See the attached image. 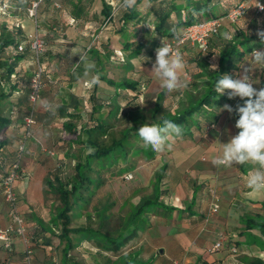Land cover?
<instances>
[{
  "label": "crops",
  "instance_id": "obj_1",
  "mask_svg": "<svg viewBox=\"0 0 264 264\" xmlns=\"http://www.w3.org/2000/svg\"><path fill=\"white\" fill-rule=\"evenodd\" d=\"M143 3L150 4L148 0H144ZM17 16L18 21L28 24V30L25 28L27 35L35 31V25L34 27L30 25L34 22L26 14L19 12ZM75 21L74 18H71L70 24L73 25ZM108 29L109 31L100 41L97 40L98 36L96 37V45L93 48L88 45L91 38L87 31H83L77 39H69L64 35H59L61 39L58 41L48 38V52L43 56L45 67L52 78L63 79L64 82H59L58 85H49L44 90L39 103L40 113L45 112L44 105L52 104L55 109L52 112L54 116L61 119L63 126L71 123V118L59 116V108L63 103L70 102L71 95H76L84 107L90 96L89 81L92 75H96L98 72L115 81L148 80L146 95L148 94L156 101L157 97L164 92L165 100L169 99L166 96L167 90L160 88L161 81L152 72L153 67L142 65V61L146 59L143 57L144 53L142 52L138 58L132 59L133 45L123 50L125 59L123 63L110 62L111 55L115 51L121 50L122 43L126 44L132 40L127 38L130 31L128 29L124 37L116 35V31H112V26ZM41 32L42 34L46 33L42 29ZM156 49H158L157 46ZM154 50L151 49L148 53L149 55L153 54L156 61ZM257 50H264V46ZM77 53L83 55L86 61L82 62L79 70L75 71L80 63V56ZM251 55L244 59L236 78L243 74L244 67L249 66L247 64ZM72 56L78 57L76 63L72 61ZM182 57L186 68L181 73V79L185 78L189 82L191 79L195 80L192 85L195 82H202L204 80L202 65L205 60L198 59L195 48L189 45L184 49ZM31 59L33 58L30 54L18 68L29 67ZM87 61L94 62L95 69L86 76L84 63ZM251 75L255 82V88L257 90L264 88V69H253ZM190 88L194 90L193 86ZM97 91L102 98H108L116 93L114 87L102 81L98 84ZM124 93L129 96L133 95L131 91ZM194 93L196 92L194 91ZM181 96V93H177L175 101L180 103ZM121 105L123 113L128 110L127 101ZM227 105L233 107L235 104L232 101ZM164 107L167 109L165 101ZM71 112L70 109L69 113ZM219 113L216 124L211 126L201 124L199 128L193 129L191 137L171 139L168 142L171 145L170 149L163 152L156 151L157 158L155 160L159 162L157 173L164 163L169 165L168 176L164 183V189L168 190V195L163 197V201L174 207L175 210L172 212L159 208L153 210L150 214L148 227L117 253L110 250L104 251L95 244L90 247L79 244L72 254L79 264H122L124 256L131 258L139 256L134 264H238L237 258L241 255L246 259H258L264 263V231L258 228L250 229L247 226L250 219L264 221V192H252L246 184L247 177L258 168V165L251 162L243 165L233 164L232 166L213 164V160L222 154L221 144L228 143L239 131L235 127L238 118L234 115V111L230 113L227 110H219ZM52 125L58 126L54 122ZM49 127L51 128V125ZM13 135L9 130L5 136ZM67 138L65 133L63 139ZM54 140L52 136L51 144H55ZM32 143L38 144L33 140L29 145ZM64 150V147L61 148L63 154ZM30 162H33L38 174L33 178L27 177L19 180L17 192L21 198L20 204L26 199L28 203L40 207L44 205L45 201L44 181L46 176L41 170L40 159L27 157L24 161L25 167ZM138 170L144 176L150 174L149 171ZM152 186L153 194L154 183ZM213 192L220 203V210L217 214L210 212ZM30 212L32 214L31 225L35 226L34 221L37 219L46 222V219L38 216L36 210ZM8 218V206L5 202L0 201V227L9 224ZM47 231L52 234L49 229ZM221 235L225 236L224 246L215 251L214 245L221 239ZM14 244L16 252L9 254L1 249L0 243V264H27L23 257L22 239L15 237ZM112 246L109 244V248ZM235 248L237 252L239 251L236 252L237 254L233 253ZM62 249L63 245L59 240L53 241L51 246H38L35 250L33 264H62ZM86 253L91 255V258Z\"/></svg>",
  "mask_w": 264,
  "mask_h": 264
},
{
  "label": "trees",
  "instance_id": "obj_2",
  "mask_svg": "<svg viewBox=\"0 0 264 264\" xmlns=\"http://www.w3.org/2000/svg\"><path fill=\"white\" fill-rule=\"evenodd\" d=\"M3 1L8 3L11 13L18 10L21 14H26L28 17V8L33 2L38 0ZM100 1L102 4L101 14L104 16L106 22L96 29L98 41L109 31L108 28L112 26L113 19V9L108 5L106 0ZM142 1L143 0H137L135 4L130 7L128 12L123 15L122 25L115 34L124 37L130 23H144V25L150 28L149 30H151V32H155L158 35L156 46L159 48L162 46V41L165 42L166 40L177 37L186 26L203 22L210 18L224 17L243 0H148L150 2V12L144 17H142L136 9ZM48 5H51V7L55 9L59 4L54 0H45L42 2L38 10V18L42 10ZM82 13V8L74 5L73 18L75 20H80L82 18ZM259 31H264V13H257L253 7L250 8L246 15L237 23L226 21L220 31L210 39L207 51L201 52L198 50L199 53L205 57V63L202 65V70L204 72V80L202 82L208 84L209 87L203 91L199 97L189 99L185 107L174 113L165 109V93L162 92L157 97L153 110L150 113L151 124H162L164 119H168L182 127V138L191 137L193 129L199 128L201 124H208L209 126L216 124L220 114L219 110L222 109L224 105L232 102L233 99L228 98V92L230 90H225L224 95L219 96L215 91V84L217 80L225 74L235 79L244 59L252 54L254 50L264 46V42H262L257 35ZM225 34H228L231 39H225ZM42 37L48 46V38L45 34H42ZM134 40L126 44L122 43L121 50L115 51L111 55L110 62L123 63L125 61L123 50L125 48H130L132 45V59L138 58L144 49V44L139 43L138 47H136L137 43ZM22 44L25 45V50L20 52L19 46ZM187 46L188 44L183 47L182 53ZM47 52L48 49L45 54ZM30 54L33 58L30 61L31 65L26 68H18ZM43 56L41 57V64L44 67L43 81L45 87L42 91L41 100L44 90L49 85H58L59 82H64L63 79L51 77L45 67ZM77 60L78 57L76 56L72 58L74 63H76ZM81 65L82 62L79 63L75 71L79 70ZM105 65H107V62H105ZM212 65L217 66L215 70H212ZM36 69L37 63L35 53L30 49L27 43L25 31L16 24L12 29H8L6 25L3 24L0 31V186L3 178L18 160V149L24 137L26 118L34 114L36 118L34 129L38 126V111H36L35 106L30 101L31 81ZM97 74L99 75L100 81L114 87L116 93L108 98H102L98 95V85L89 86L88 84L90 96L86 100L85 106L90 112L93 123H91L92 125L90 124L84 127V135L86 136V140L82 141L84 145V154L83 156L74 157L77 161L75 174L64 180L62 178V169H57L55 173L47 175L44 181L46 189L57 194L60 203V206L56 208L55 214L49 220L51 227L56 229L57 232L49 234L45 227V221L41 219L35 220L34 222L36 225L29 227L24 217L27 235L32 238L33 253L31 255V264H33L36 248L41 245L51 246L55 240H59L61 245H63L62 264H79L77 259L71 254V252L76 249V244H78L75 243L74 235L81 236L84 241L93 242L92 245L95 244L104 251L110 250L117 253L122 247L139 236V233L148 227L150 214L153 210L156 208L169 212L175 210L174 207H171L163 201V197L168 195V190L164 189V183L167 179L169 169V165L164 163L155 176L153 195L141 199L136 209L131 213V231H121L119 236L113 239L101 231H94L87 227H73L72 214L74 212V206H79L81 202L87 204L88 202L86 201H89L90 198L87 199L86 195L92 193V187L101 188L104 184L102 180L95 179L92 176L96 167L102 169L107 166L106 168H109L107 163L110 161V158L116 157V149L120 147L123 148V142L130 137L133 132H137L138 129L145 124L141 123L140 125L139 123L138 126L126 129L123 131L122 138L118 141H113L109 146L101 143L100 139L107 136L106 134L109 129V125L105 121L109 118L117 119L120 117L123 113V106L121 104H123L124 101H127V108L129 111L144 117L140 103L143 95L141 88L148 85V80L132 79L115 81L107 78V76L102 75L100 72ZM252 81L254 82L253 79ZM125 91H131L133 95H126V93H124ZM243 103V100L236 102L234 109L238 104L242 106ZM82 106L78 97L76 95H71L70 102L63 103L58 110V114H60L59 116L62 118L69 117L74 120L79 119L82 115ZM70 109L72 110L71 113H69ZM52 115H54V113H52ZM52 115L41 113V117ZM234 115L238 118L235 112ZM22 123L24 124L23 131H21ZM64 128L66 130H72L73 123L64 124ZM9 130H11L12 135L13 133L14 135L6 137V132ZM34 136L38 139L35 134ZM73 143L75 142H72V144ZM64 148L67 152L65 150L63 152H65L64 155L67 157L70 152L65 146ZM122 150L125 151L124 148ZM0 201L5 202L3 199H0ZM20 201L21 198L19 195V202ZM20 209L24 216L25 214L21 208V204ZM97 210L98 213L101 211L99 209ZM101 215H103V210ZM143 215H146V218L143 217ZM247 226L250 229L258 228L264 231V221L250 219ZM109 244L113 245L112 248H109ZM1 249L11 254L14 252L15 246L12 251H7L1 244ZM89 253L92 254L91 252ZM138 257L139 256L131 258L130 256H124L122 264H134ZM25 258L26 254L24 252V260ZM248 264L264 263L258 259H250Z\"/></svg>",
  "mask_w": 264,
  "mask_h": 264
},
{
  "label": "rangeland",
  "instance_id": "obj_3",
  "mask_svg": "<svg viewBox=\"0 0 264 264\" xmlns=\"http://www.w3.org/2000/svg\"><path fill=\"white\" fill-rule=\"evenodd\" d=\"M54 1L57 2L60 7L54 9L51 7V5H48L39 14V26L46 32V37L52 38L53 41L60 40L61 38L59 35H64V37L67 36L69 39H77L82 35L83 31H87L89 38H91L88 42V45L91 48L95 47L97 37L96 29L101 27L106 22L104 16L101 14V1ZM106 1L113 9L112 31L115 32L120 29L122 25V17L128 12L130 7H122V0ZM136 1L137 0H135V2ZM143 2L144 0L136 8L142 17L146 16L147 11L150 10V4ZM74 5L80 6L83 13L82 18L80 20L76 19L75 23L71 25V18L74 17ZM19 12L20 11L17 10L16 12L14 11L12 13L7 12L6 15H0V31L3 24L6 25L8 29H11L13 24L18 22L17 15ZM20 22L23 23V25H26V29L28 30V24H24L22 21ZM30 25L34 27V23H30ZM127 29L130 30L128 32L127 38L132 40L137 39L134 40L137 43L136 47H138L139 43L144 44V49L142 52L144 53L143 57L146 59L142 61V65L153 67L155 64V58H153V54L149 55L148 52L151 49H155L154 51L156 52V42L158 41V35L155 32H151V30H149L150 28L144 25V23L137 24L135 22L134 24H130ZM195 51L198 59L202 58L205 60V57L200 54L196 48ZM182 81L186 85L183 89L173 93L166 92V96L169 97V99L166 98L165 100L166 107L167 110L172 113L185 107L188 104L189 99L193 97H199L201 93H203V91L209 87V85L205 82H195V84L192 85V83L195 81L192 79L189 82V80L183 78ZM190 86H193L194 90H191ZM160 88H162L161 83ZM141 89L143 95L141 97L140 103L142 107L141 111L144 117H141L139 114L131 112L128 109L117 119L109 118L106 120L105 122L109 125V129L108 133L106 134L107 136L100 139L103 145L109 146L113 143V141L120 140L122 138L123 131L128 128L138 126L139 123L140 125L141 123L151 124L152 121L150 113L153 110L155 99L153 97H149L148 94L146 95L147 87L144 86ZM194 91L196 93H194ZM177 93L182 94L180 103L175 101ZM240 101L241 99L239 97L233 98V104ZM39 103L35 106L36 111H38V126L34 129V134L38 137L41 144L32 143L29 145L28 153H26L21 160V167L28 178H33L38 174L36 172L35 166H33V162H30V164L25 167L24 161L27 157L36 160L40 159L39 164H42L41 170H43V174L45 176L55 173L57 169H62V178L66 180V178L75 174V166L77 161L74 159V157L81 155L83 156L84 154V145L82 144V141L86 140V136L84 135V127L93 123L90 112L88 108L84 106L81 118L75 120L72 119L71 123H73V125L75 124L74 127L72 130H66L61 119L57 118L56 115H52L53 112L45 107V105L44 113L47 115L51 114L52 116L41 117V113L39 112ZM52 122L58 124V126H53ZM50 125L51 128L49 127ZM23 126L24 124L22 123V129ZM65 133L68 138L64 140L63 136ZM52 136L55 139V144H51ZM30 142L33 141L31 140ZM59 142L61 143L59 144ZM72 142L75 143L72 144ZM65 145L70 152L69 156L67 157L61 151V148H63ZM42 146L48 150L54 151L56 155L54 157L50 156L43 151ZM123 148L125 151L122 150ZM123 148L120 147L116 149V157L110 158V161L107 163L109 168H106L107 166L102 169L96 167V170L92 176L95 179L102 180L104 184L101 186V188L92 187V193L86 195L87 199L90 198L89 201H86L88 202L87 204L85 202H81L79 206H74V212L72 214L73 227H87L94 231H101L113 239L117 238L121 231L127 232L128 230H132V226H130L131 213L136 209L141 199L151 197L150 195L152 194L153 189L152 185L159 169L157 166L159 162L155 160L157 158L156 151H154L150 145H146L141 140L137 132H133V134L123 142ZM138 169L149 171L150 174H146L144 176ZM127 175H131L128 180L125 178ZM44 198V205H41L40 207L28 203V201L24 199L21 204L22 208L24 207V217L26 218L29 227H32L30 223L32 214L30 211L36 210L38 216L46 219L45 227H47V230L49 229L50 232L54 234L57 232V230L51 227L49 218L55 214L56 208L60 206V203L57 194L47 190L45 186ZM97 209L101 211L98 213ZM102 210L103 215L105 216L101 215ZM143 217L146 218V215H143ZM8 222H10L9 218ZM73 237L75 243H78L76 244L77 246H79V244H85L87 247H90L93 243L82 240V237L79 235H74ZM15 252L16 248L13 253ZM87 253L86 255L90 256L91 258V255H88ZM71 254H73V251ZM244 257L245 256L241 255L237 258L238 264H248L250 259H246Z\"/></svg>",
  "mask_w": 264,
  "mask_h": 264
},
{
  "label": "clouds",
  "instance_id": "obj_4",
  "mask_svg": "<svg viewBox=\"0 0 264 264\" xmlns=\"http://www.w3.org/2000/svg\"><path fill=\"white\" fill-rule=\"evenodd\" d=\"M135 0H122L121 6L132 7ZM258 7L260 6L258 4ZM195 15V13H194ZM261 41L264 42V31L257 32ZM225 39H231L225 34ZM79 54V53H77ZM80 62L86 61L80 55ZM248 67H244L243 74L239 78L233 79L225 74L217 80L215 91L219 96L228 92V98L239 97L244 101L243 105H237L235 109L229 105H224L222 110L235 112L238 116L235 127L239 130L228 143L222 145V154L213 160L216 166H232L233 164L243 165L251 162L258 165L246 180L247 187L252 192H264V88L257 90L253 87L252 71L256 68L264 69V50H254L249 60ZM256 66V67H253ZM212 70L216 66L212 65ZM85 75H89L95 69L94 62L84 63ZM186 64L179 51L173 49L162 41V46L156 50V61L152 72L161 81V87L172 93L183 89L186 85L181 79V73L185 70ZM99 75H92L89 86L100 84ZM50 111L54 112L52 104H46ZM141 140L150 145L154 151L163 152L170 149L169 140L182 138L183 129L180 125L164 119L162 124H144L137 131Z\"/></svg>",
  "mask_w": 264,
  "mask_h": 264
},
{
  "label": "built area",
  "instance_id": "obj_5",
  "mask_svg": "<svg viewBox=\"0 0 264 264\" xmlns=\"http://www.w3.org/2000/svg\"><path fill=\"white\" fill-rule=\"evenodd\" d=\"M45 0H38L33 2L28 8V17L34 22L35 31L31 34H26L27 43L29 44L30 49L35 53L37 69L31 81V94L30 101L36 106L41 101L42 91L45 87L43 81L44 67L41 64V57L45 54L48 49L46 41L43 39L41 34V29L39 26L38 10L40 4ZM264 0H243L236 7L231 9L229 13L224 17L210 18L203 22H198L186 26L177 37L166 40L168 46L173 49V52L179 51L182 55V49L185 45H190L191 47L196 48L201 52H206L208 49L209 41L217 34L221 27L226 21L231 23H237L240 21L248 12L250 8H254L257 13H264ZM57 7H60L57 5ZM7 12L11 13L10 6L7 2L0 0V14L6 15ZM21 27L25 31V25L18 21L14 25ZM13 28V27H12ZM11 28V29H12ZM25 50V45L22 44L19 46V51L23 52ZM253 82V81H252ZM253 87L255 84L253 82ZM36 125L35 115L32 114L25 120L24 127V137L20 142L18 149V160L11 167L8 174L3 178L1 182L0 190V199H3L8 206L9 210V219L10 222L7 226L0 228V243L7 251H12L14 249V238L19 237L22 239L24 244V252L26 254L27 264H31V255L32 250V238L27 235L26 230V221L22 215L19 202V194L17 192V182L21 179L26 178V174L21 167V160L23 156L28 153V147L30 141L34 140L38 144H41L40 141L35 138L33 129ZM43 151L54 157L56 153L52 150H48L43 147ZM131 175H128L126 178L129 179ZM213 201L211 204L210 212L212 214H217L220 210L219 199L216 194L213 192ZM225 242V236L221 235V239L215 243L214 250L218 251L223 248ZM237 249H233V253H236Z\"/></svg>",
  "mask_w": 264,
  "mask_h": 264
}]
</instances>
